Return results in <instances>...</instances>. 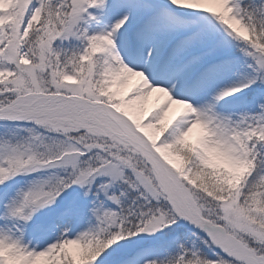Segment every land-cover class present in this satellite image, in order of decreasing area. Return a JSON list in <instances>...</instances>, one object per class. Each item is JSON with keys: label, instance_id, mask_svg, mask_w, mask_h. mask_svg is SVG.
Masks as SVG:
<instances>
[{"label": "snow or ice", "instance_id": "1", "mask_svg": "<svg viewBox=\"0 0 264 264\" xmlns=\"http://www.w3.org/2000/svg\"><path fill=\"white\" fill-rule=\"evenodd\" d=\"M0 264H264V0H0Z\"/></svg>", "mask_w": 264, "mask_h": 264}]
</instances>
